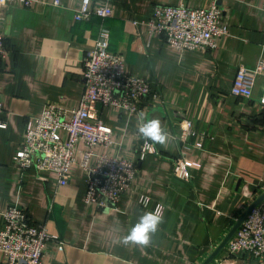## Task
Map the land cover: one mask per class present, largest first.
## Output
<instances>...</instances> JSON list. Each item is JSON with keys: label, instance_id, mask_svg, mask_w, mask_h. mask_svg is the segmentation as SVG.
<instances>
[{"label": "crops", "instance_id": "1", "mask_svg": "<svg viewBox=\"0 0 264 264\" xmlns=\"http://www.w3.org/2000/svg\"><path fill=\"white\" fill-rule=\"evenodd\" d=\"M43 1L30 8L10 5L0 18L10 51L0 73V119L6 124L0 128V231L7 208L18 205L58 238L47 244L43 264H203L264 194V75L257 77L252 99L231 94L239 67L254 69L264 59V0H112L110 18L93 16L81 22L75 12L83 0H60V6L55 0ZM213 2L223 10L229 28L213 51L172 48L142 22L156 5L206 8ZM102 25L110 32V51L124 57L126 71L157 83L161 92L140 114L100 103L92 107L93 120L113 130L114 142L96 148L90 165L107 154L137 166L118 208L105 210L86 201L84 143L77 148L67 186H57L34 168L23 172L15 163L29 118L52 103L66 109L79 106L84 57L94 48ZM182 118L193 122L191 143L203 145L188 155L198 165L191 168L190 182L175 175L180 145L173 134ZM150 119H159L169 135L164 145L149 140L155 153L140 159L145 139L138 128ZM142 197L149 198L147 205ZM157 207L163 222L151 243H123L139 217ZM226 260L264 264L249 254H230L227 248L213 264Z\"/></svg>", "mask_w": 264, "mask_h": 264}, {"label": "built area", "instance_id": "2", "mask_svg": "<svg viewBox=\"0 0 264 264\" xmlns=\"http://www.w3.org/2000/svg\"><path fill=\"white\" fill-rule=\"evenodd\" d=\"M40 2L46 3L43 0H0V18L10 5L21 4L30 8ZM54 5L60 6L61 1L55 0ZM112 15V0H83L81 8L75 12V20L87 21L93 16L105 20ZM142 22L148 25L152 34L163 37L167 45L180 51H213L217 40L229 34L224 12L215 2L206 8L156 5L152 14ZM109 41L110 32L102 25L94 48L84 57L85 87L79 106L66 109L52 103L40 115L29 118L21 148L15 156V163L23 172L34 168L63 187L70 182V169L76 162L77 148L84 143L86 152L81 167L87 173L86 201L102 210L118 208L120 200L132 187L137 166L133 161L107 154L98 155L96 163L90 165L96 148L108 147L114 142L113 130L101 120H93V105L100 103L106 108L140 114L145 105H152L161 97L157 83L153 86L150 79L126 71L124 57L110 51ZM9 53L6 36L0 32V73ZM259 75H264V59L254 69L240 66L231 94L252 99ZM260 104L264 106V94ZM3 112L0 93V116ZM5 126L0 119V128ZM177 127L173 137L180 145V155L174 161L175 175L190 182L193 179L191 168L198 165L188 155L193 148H202L203 145L201 142L191 143L196 132L190 119H180ZM62 134H66V138ZM149 153H155L153 144L142 140L140 159ZM141 203L147 205L149 198L142 197ZM52 240L58 241V238L51 235L45 225L34 223L25 208L10 205L5 211L4 226L0 231V253L4 264H43L46 246ZM226 248L230 254L245 253L264 261L263 204L248 214ZM63 249L64 244H60L59 250ZM231 263L226 260L214 264Z\"/></svg>", "mask_w": 264, "mask_h": 264}, {"label": "clouds", "instance_id": "3", "mask_svg": "<svg viewBox=\"0 0 264 264\" xmlns=\"http://www.w3.org/2000/svg\"><path fill=\"white\" fill-rule=\"evenodd\" d=\"M139 134L145 141H152L164 145L168 139L167 133L161 126L159 119H150L142 121L138 128ZM163 222V214L160 207L155 212H146L142 214L137 223H135L128 234L123 237L122 242L147 247L151 243V237L157 232L160 224Z\"/></svg>", "mask_w": 264, "mask_h": 264}, {"label": "water", "instance_id": "4", "mask_svg": "<svg viewBox=\"0 0 264 264\" xmlns=\"http://www.w3.org/2000/svg\"><path fill=\"white\" fill-rule=\"evenodd\" d=\"M263 201H264V194L245 210L241 218L238 220L236 225L232 228V230L229 232V234L226 236L223 242L218 246V248H216V250L211 254V256L203 264H211L216 259V257L222 252V250L226 248L228 242L235 236L236 232L238 231V229L240 228L241 224L246 219L248 214L255 207L259 206Z\"/></svg>", "mask_w": 264, "mask_h": 264}, {"label": "rangeland", "instance_id": "5", "mask_svg": "<svg viewBox=\"0 0 264 264\" xmlns=\"http://www.w3.org/2000/svg\"><path fill=\"white\" fill-rule=\"evenodd\" d=\"M262 203H263V202H262ZM262 203H261V204H262Z\"/></svg>", "mask_w": 264, "mask_h": 264}]
</instances>
